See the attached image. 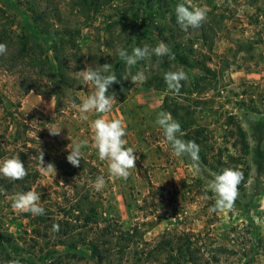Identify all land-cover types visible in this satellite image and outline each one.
I'll return each mask as SVG.
<instances>
[{
	"label": "trees",
	"instance_id": "trees-1",
	"mask_svg": "<svg viewBox=\"0 0 264 264\" xmlns=\"http://www.w3.org/2000/svg\"><path fill=\"white\" fill-rule=\"evenodd\" d=\"M157 3V10L147 9L141 16L138 11L133 12L132 25L114 21L98 26L85 25L91 29L93 37L86 52H83L79 42L83 27L65 18L58 0H26L39 37L26 32L15 35V21L0 7V43L7 45V52L0 55V67L5 74L19 77L17 88L22 93L38 91L53 95L56 98V112L63 111V116L65 99L81 103L76 95L81 84L68 75L69 71L112 64L119 83L113 84L108 91L109 94L114 92L116 100L123 102L139 84L134 85L130 76L129 80L122 77L127 71L135 74L143 69L148 78L140 85L165 92L163 111L170 113L180 123L187 141H195L199 145L203 164L218 173L224 168L242 171L244 182L239 186L241 190L248 181L246 159L249 150L242 125L232 112L225 114L223 125L230 146L222 147L212 144L208 127L198 118L199 111L204 106L212 107L215 100L214 95L211 98L207 95L213 89L220 70L217 65L211 66L212 58L204 49L211 50L222 22H216L215 17L211 18V14L207 13L201 27L185 32L176 22L175 1L157 0ZM103 4V0H74V5L81 9L86 19L92 14L101 13ZM133 9H126V12ZM115 26H120L118 32H115ZM159 40L168 46L174 58L153 55L127 69L117 55V49L123 48L131 53L132 48L143 47L144 44L155 47ZM239 43L234 60L245 49L244 62L264 64V53L259 48L263 43L260 40L250 38ZM234 62L225 59L226 64L222 69ZM70 64L75 67L69 68ZM177 70H183L188 76L186 82H181L183 86L178 94L168 90L163 78L166 72ZM258 99L251 96L250 104L244 102L242 105L264 114V93ZM6 100L0 93V160L19 156L28 175L17 181L0 176V204L16 192L35 190L41 194L40 204L45 214L33 216L25 213L28 226L35 234L32 238L34 244L21 242L3 230L0 221V264L12 259H19L21 264H62L61 258L64 261L87 258L94 264H224L223 249L211 248L204 238L192 231H165L158 238L147 240L143 226L150 223L155 226L171 219L176 209L175 202L167 198L162 187L150 183L148 197L162 204V208L156 209L160 212H155V209L150 211L151 221L126 228L117 216H107L102 191H96L90 183L97 176L105 178L103 164L95 162L94 154L90 153H96L97 149L86 146L79 167L67 161L68 151L52 156L41 146L42 138L48 133L47 128L34 126L33 117L20 114L17 108L16 112L10 110L7 104L10 100ZM231 149L235 152L231 153ZM41 150L45 166L49 162L55 163L60 175L50 191L41 183L44 179L38 161ZM184 193L194 197L200 191L184 190ZM54 224L59 226L57 232H52ZM49 233L59 237L58 243L63 245V251L49 245Z\"/></svg>",
	"mask_w": 264,
	"mask_h": 264
},
{
	"label": "rangeland",
	"instance_id": "rangeland-1",
	"mask_svg": "<svg viewBox=\"0 0 264 264\" xmlns=\"http://www.w3.org/2000/svg\"><path fill=\"white\" fill-rule=\"evenodd\" d=\"M58 1L65 18L83 27L79 39L83 52L87 51L93 40L91 29L85 25L98 26L112 21L132 25L133 12L138 11L141 16L147 9L158 8L157 0H103L104 7L101 13L92 14L86 19L81 9L74 5V0ZM174 1L176 5L188 3V0ZM190 2L194 6L206 7L211 18L215 17L216 22H222L213 47L211 50L204 49L212 58L211 66L217 65L220 70L217 79L214 80L213 89L207 95L208 98L214 95L215 100L212 107L204 106V109L199 111L198 118L208 127L212 144L227 147L230 146V139L228 141L225 137L223 125L225 114L232 112L236 115L249 144L246 159L247 184L239 190V196L231 211L210 212L209 208L215 201L212 198L213 193L206 192V183L213 178L212 173L218 172L203 164L200 153V173L195 172L192 161L187 156L172 155L162 129L155 122L157 114L163 111L165 92L139 84L132 89L125 101L116 100L112 111L105 114L107 119H122L125 122L127 129L125 138L128 141L126 146L134 148L135 155L139 157L136 169L131 170L127 180L111 177L107 161H101L98 152H90L94 154L95 162L103 164L106 184L101 191L106 215L117 216L126 228L133 227L136 223L151 221L150 211L155 209V212H160L158 210L162 208L161 203L154 202L148 197L151 183L164 188L167 198L175 202L176 209L172 212L171 219L155 226H151V223L143 226L147 240H154L165 231H192L204 238L211 248L223 249L224 264H264V114L253 112L246 105H242L244 102L250 104L251 96L259 100L260 94L264 93V64L244 62L242 58L246 55L245 49L238 53L234 60L238 49L237 43L246 42L250 38L263 43L259 48L264 53V0H190ZM0 7L15 21L13 27L15 35L26 32L39 37L38 27L31 20L26 0H0ZM132 7L133 11L126 12V9ZM119 29L120 26L114 28L115 32ZM225 59L235 62L223 70ZM18 81V76L5 74L0 67V93L7 98L6 102L10 100L7 103L8 108L15 112L17 108L20 114L33 117V125L42 129L52 126L62 128L58 136L50 135L47 129L48 133L41 140L43 150L52 156L58 155L67 151V145L71 140H87V148L88 146L94 148L90 124L92 120L99 118L98 114L90 113L87 121L80 120L79 113L72 107V102L65 99L63 116V111L56 112V98L53 95L41 94L38 91L22 93L17 88ZM80 84L81 89L76 91V95L82 102L94 89L81 82ZM218 89L222 91L218 92ZM180 138L187 141L184 135ZM82 152L86 153V146L82 148ZM234 152L235 150L231 149V153ZM59 179L60 175L56 170L55 176L44 173L41 183L50 191L51 185H55ZM184 190H199L200 193L193 197L184 193ZM0 221L3 230L21 242L34 244L32 238L35 234L28 226L29 220L25 213L18 214L12 209L11 199L0 204ZM49 234L51 236L49 245L63 251V245H59L60 239H57L59 237ZM59 260L62 264H94L87 258Z\"/></svg>",
	"mask_w": 264,
	"mask_h": 264
},
{
	"label": "clouds",
	"instance_id": "clouds-1",
	"mask_svg": "<svg viewBox=\"0 0 264 264\" xmlns=\"http://www.w3.org/2000/svg\"><path fill=\"white\" fill-rule=\"evenodd\" d=\"M176 22L179 27L187 32L190 28L197 29L202 26L207 19L206 7L194 6L190 0L188 3H178L175 7ZM7 52V45L0 43V55ZM117 55L125 63L127 69L136 66L138 62L146 60L151 56L174 58V54L164 42H160L155 47L144 44L143 47H134L129 53L126 49H117ZM75 65L70 64L69 68ZM68 75L80 81L85 86H91L94 90L80 104L72 103V107L79 113V119L87 121L90 113L98 114L99 118L91 121L90 127L93 133V147L97 149L98 157L101 161H107L108 171L111 177L127 180L131 175V170L136 169V161L139 159L135 155L136 150L127 147V129L122 119H107L105 114L112 111L117 102L115 93L109 94V88L119 83L114 67L110 63L98 65V67L86 66L84 70L69 71ZM136 84H143L147 76L143 69H139L132 74L127 71L122 77ZM164 81L169 91L179 93L182 81H187V73L183 70L168 71L164 74ZM42 100V97H41ZM156 124L162 129L166 142L170 145L174 157L187 156L192 161L195 172L200 173L199 145L195 141L181 139L184 133L181 125L173 119L172 115L166 111L157 114ZM52 136L60 135L61 129L55 126L47 128ZM68 139L69 136H68ZM71 140V139H70ZM88 145L87 140L73 141L67 145V161L74 167H79L83 157L82 148ZM39 170L45 174H56L55 165L51 162L45 166L44 153L41 150L39 158ZM28 175V171L19 156L6 157L0 160V176L10 180H23ZM212 179L206 183V192L213 193L214 204L209 208L210 212H228L234 208L235 201L239 196V186L244 182V174L239 169L224 168L219 173H212ZM62 183V182H61ZM96 191H101L106 184L103 176H97L95 181L90 182ZM2 191V190H0ZM208 198V197H206ZM11 207L19 213H31L33 216L45 214V209L41 206V194L35 190L26 192H16L11 198ZM59 230L58 225L52 226V232ZM6 264H21L19 259H12Z\"/></svg>",
	"mask_w": 264,
	"mask_h": 264
}]
</instances>
